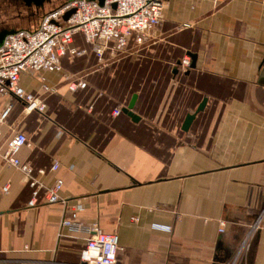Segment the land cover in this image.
Wrapping results in <instances>:
<instances>
[{
    "label": "crops",
    "instance_id": "obj_1",
    "mask_svg": "<svg viewBox=\"0 0 264 264\" xmlns=\"http://www.w3.org/2000/svg\"><path fill=\"white\" fill-rule=\"evenodd\" d=\"M79 41L86 54L61 72L20 76L44 111L0 95V147L23 131L20 159L46 186L62 177L68 198L41 188L28 205V180L0 156V264H81L92 224L118 234L114 264H264V0H168L151 40L112 64ZM66 74L87 86L69 91ZM133 94L139 118L114 116ZM74 203L79 228L61 224Z\"/></svg>",
    "mask_w": 264,
    "mask_h": 264
},
{
    "label": "built area",
    "instance_id": "obj_2",
    "mask_svg": "<svg viewBox=\"0 0 264 264\" xmlns=\"http://www.w3.org/2000/svg\"><path fill=\"white\" fill-rule=\"evenodd\" d=\"M168 0H67L62 5L46 12L39 24L31 29H17L7 34L0 45V95H12L20 100L28 112L44 111L45 104L35 94L27 92L20 85V76L24 73L38 75L41 82L43 72H61L62 58L67 55L77 57L86 54L85 48L73 45L74 35L81 34L84 41L90 44L98 61L119 57L127 52L133 43L143 45L152 38L154 28L163 17V10ZM115 4V6H114ZM73 12L64 19V14ZM190 66V58L186 55L181 59L180 68L186 70ZM64 75L69 91L83 89L87 82L80 78H70ZM43 92H52L54 88L42 83ZM120 106L114 108L112 114L121 113ZM10 106L0 111V120L4 119ZM1 137V131H0ZM27 135L21 130L13 131L0 147V156L10 165L19 169L31 186V197L28 205L37 204V195L41 188L46 189L49 202H60L65 207L68 198L61 195L63 178L55 177L46 186L35 174L28 161L18 156L20 148L26 143ZM59 161L54 159L50 169L55 170ZM39 172H43L42 169ZM8 184L3 185L6 191ZM82 209L80 203H74L64 213L61 224L70 227H82L77 221ZM136 218V217H133ZM84 227V226H83ZM88 235L80 250L81 263L84 264H114L120 250L118 234L106 232L99 225H85ZM220 231H225V222L221 221ZM238 256L225 264H239Z\"/></svg>",
    "mask_w": 264,
    "mask_h": 264
},
{
    "label": "rangeland",
    "instance_id": "obj_3",
    "mask_svg": "<svg viewBox=\"0 0 264 264\" xmlns=\"http://www.w3.org/2000/svg\"><path fill=\"white\" fill-rule=\"evenodd\" d=\"M67 0L59 1V0H47L46 3L43 5L42 8H34L31 9L28 8L27 5H25L20 0H0V30L2 29H31L36 27L42 16L62 5ZM81 47H87V44L85 42L79 41ZM141 46H135L130 45L127 49V52L122 54L126 55L130 52H135L140 48ZM120 57V56H119ZM117 57L109 58L104 60L103 62H98V64H108L113 61H115ZM76 62V61H75ZM73 62V64H75ZM67 65L69 64L68 61L66 62ZM77 63V62H76ZM88 71L83 70V72L80 73V75L86 74Z\"/></svg>",
    "mask_w": 264,
    "mask_h": 264
},
{
    "label": "water",
    "instance_id": "obj_4",
    "mask_svg": "<svg viewBox=\"0 0 264 264\" xmlns=\"http://www.w3.org/2000/svg\"><path fill=\"white\" fill-rule=\"evenodd\" d=\"M22 1H24V3L28 6L31 5L32 3H34L35 5H38V6H43V4L46 0H22ZM97 1H99L100 3H103L104 0H97ZM114 6H115V4H114ZM71 12H73V9L67 11L64 14L63 18L67 19L68 16L71 14ZM14 31H15V29H2V30H0V45L3 41V39L5 38V36L7 34L13 33ZM189 55L192 59L190 66L193 68L195 66V57L196 56H195V54H191V53ZM179 64H180V61L177 62V65H179ZM176 72H177V68H174L173 73L176 74ZM136 98H137V95L133 94L129 103L122 108V111L125 114H127L128 116H131L132 119H134V120H137L139 118V116L137 114H135L133 111V107H134ZM207 101H208V98L205 97L202 100V102H200L198 104L196 110L193 113H187L186 114V116L184 117V120L182 122V128L183 129H187L189 127V125H190L192 119L194 118V116L196 115V113L205 108ZM81 264H84V263H81Z\"/></svg>",
    "mask_w": 264,
    "mask_h": 264
},
{
    "label": "flooded vegetation",
    "instance_id": "obj_5",
    "mask_svg": "<svg viewBox=\"0 0 264 264\" xmlns=\"http://www.w3.org/2000/svg\"><path fill=\"white\" fill-rule=\"evenodd\" d=\"M19 1V0H18ZM21 2L24 3V1L20 0ZM47 1V0H46ZM46 1L44 2V4L46 3ZM59 1H64V0H59ZM25 4V3H24ZM43 4V5H44ZM26 5V4H25ZM28 6V5H27ZM32 7L34 8H42L43 6H38V5H35L34 3H32L31 5L28 6L29 9H31Z\"/></svg>",
    "mask_w": 264,
    "mask_h": 264
}]
</instances>
